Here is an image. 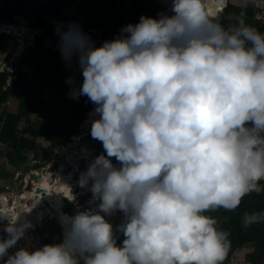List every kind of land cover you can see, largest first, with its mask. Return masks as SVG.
<instances>
[{"label":"clouds","instance_id":"1","mask_svg":"<svg viewBox=\"0 0 264 264\" xmlns=\"http://www.w3.org/2000/svg\"><path fill=\"white\" fill-rule=\"evenodd\" d=\"M152 1V17L128 22L99 47L82 29L81 6L70 18L78 24L48 27L54 28L58 41L50 43L65 66L77 65L83 77L79 87L74 78L66 79L69 99L87 97L94 108L85 115L92 140L79 139L70 182L79 180L99 203L94 210L54 219L61 242L37 246L35 236L27 238L30 243L21 239L27 225L14 226L12 204L16 198L23 203L22 193L6 196L3 187L0 201L9 204L8 215H0V264H223L226 259L229 233L205 213L234 211L245 196L264 192V33L243 19L229 28L219 23L242 14L250 5H239L242 0L222 1L236 14L218 20L212 0ZM35 24L34 41L48 29L41 31L44 22ZM73 141L52 153L58 158L65 152L62 160L69 162L66 148ZM51 159L44 160L45 167ZM79 160L85 161L81 170ZM62 168H47L49 175H42L59 183L53 173ZM22 178L15 173L14 180ZM116 211L123 214L116 228L124 237L119 244L105 219ZM42 215L50 217L49 211ZM257 222H264V210L245 213V228ZM25 229L29 237L37 227Z\"/></svg>","mask_w":264,"mask_h":264},{"label":"trees","instance_id":"2","mask_svg":"<svg viewBox=\"0 0 264 264\" xmlns=\"http://www.w3.org/2000/svg\"><path fill=\"white\" fill-rule=\"evenodd\" d=\"M151 1L152 0H120L119 5H117L114 0H85L83 5H79V7L81 6L80 11L85 16V28L82 27V29L87 34L86 27H92L95 18L101 17L103 20V39L112 40L128 22L129 24L138 23L142 15L152 17L153 1ZM71 2L72 0H48V3L42 8V13L57 15L63 7L69 5ZM30 3L33 4V0H30ZM24 5L23 0H0V23L16 24L17 21H15L13 17L25 15ZM39 14H36L37 21L35 25L42 26L43 21L40 20ZM235 14V8L232 5H227L224 14L219 18L233 17ZM241 19H243L245 24L264 33V24L254 19L253 5L251 4L235 19L220 20L219 23L225 28H229L238 24ZM66 21L71 20L66 19ZM45 35L52 40L58 41L57 36L54 34L53 27L46 29ZM0 38H2L1 35ZM44 49V45H38L36 49L29 51L26 56L19 61L16 66L17 69H15L13 73L5 72L6 74H0V94L4 90L6 77H10V89L13 94L23 92L22 85L28 76L29 70L32 71V76L39 82L40 89L55 88L56 86L60 88L59 91L56 92V102L53 105H48L40 94L32 95L33 98L27 103L29 106L28 110L19 111L15 114L5 113L3 117H1L0 144L11 147V153L14 155V158L9 154L6 155V157L8 162L15 168L23 166L25 162L24 152L28 150L33 151L37 140L42 139L44 143L50 144V149L45 150L47 151L45 152L46 154L52 152L55 147L61 146L60 144L69 142L76 135L75 127L83 120L84 115L88 111L87 104L84 105L82 102H76L72 105L65 102V99H68L69 93L68 90H64L65 80L70 77V74H65V79L60 80L58 84L55 82L56 78L45 75V66L51 63L49 56L51 52L45 53L46 49ZM60 62V60H57L52 63L53 67L60 65ZM10 89H7V91ZM5 93L7 92L5 91ZM12 93H10V95H12ZM22 101L24 102V100ZM0 102H2L1 96ZM52 111L61 114L62 117L53 120ZM28 113L34 114V119L23 127V133L29 137L27 140L23 137H18L16 129L20 119ZM53 143L58 144L54 146ZM261 186L264 187V181L261 182ZM2 189L3 187L0 185V191ZM252 196L254 198H264V192L259 194L253 192L245 196L239 207L234 211H226L221 208L205 213L217 220L218 228L229 233L228 238L231 242V246L225 260L230 258L233 250L252 245L255 248L254 253L247 256L245 264H264V222L254 223L247 228L243 225L245 213L264 210V206L261 202L254 205V210L248 209L244 199L251 198ZM48 228H51V226H48ZM46 231L49 230H43L39 233V240L42 246L61 242H57L56 235ZM114 236L117 237L118 244L124 239L122 234L118 232Z\"/></svg>","mask_w":264,"mask_h":264},{"label":"rangeland","instance_id":"3","mask_svg":"<svg viewBox=\"0 0 264 264\" xmlns=\"http://www.w3.org/2000/svg\"><path fill=\"white\" fill-rule=\"evenodd\" d=\"M114 1L115 3L118 2V5H119V0H114ZM234 1H238V0H234ZM23 2L25 4L24 5L25 15L24 16L19 15V16L13 17V19L17 21L16 24H1L0 23V35L2 36V38H0V74H6L5 73L6 69L8 71L11 70V72L15 71V69H17L16 66L20 61L19 60L20 57L24 53L27 54L28 49H31L32 47L37 48L38 45H44L46 49V50L44 49L45 53L50 52L48 49H51V51L57 50L55 54L53 53L49 54L51 63L45 66L46 68L44 72L45 75L56 78L55 82L56 84H58L60 80L65 79L64 77L65 74L67 75L70 74V77L74 78L75 80V86L79 87L83 80L80 70L76 69L75 66L73 65L71 68H67L65 66L59 54L58 48L52 46V43H50L52 40L51 39L49 40L46 37L45 33H41L42 36H38L36 41H34L31 38L32 35L37 32V28L33 30V25L36 23L35 21H37L36 14L40 13L39 16L41 15L43 11L42 8L48 3V0H33V4L30 3V0H23ZM238 4L244 5L245 2L239 1ZM124 7H127V6H124ZM70 22L77 23L76 21H70ZM64 24H67V23H64ZM4 25H7V26H4ZM83 25L85 26V23H83ZM6 28H9V29L7 30ZM1 29H6V30L3 32V30ZM102 29H103V20L101 17L95 18V22L93 23L92 27H88V26L86 27L87 34L92 39H96L99 42V44L95 43V46L97 47H99L101 43L103 42L102 41L103 39ZM92 31H94L96 37L92 36ZM57 60L61 61L60 65H58L57 67H53L52 63H54ZM22 87H23V92H17L16 94H13L10 89L11 88L10 87V77H6L4 90L0 94L2 98V102H0V119L1 117H3L5 113L15 114L19 111L28 110L29 106L27 105V103L33 98L32 95L34 96V95L40 94L43 100L48 105H51V104L53 105L56 102V95H57L56 92H58L60 89L57 86L55 88H48V89L41 88L40 89V84L37 81V79L32 76L31 70L28 71V76L26 77ZM69 88L70 86L65 83L64 90L66 89L69 92ZM7 89H10V90L7 91ZM5 91L7 93H5ZM10 93H12L13 96L10 95ZM22 100H24V102ZM65 102H67L69 105L76 103V101L69 99V96H68V99H65ZM78 102H82L84 105L87 104L88 106L87 110H90V111L92 110L91 108L93 104L90 101H88L87 97H80ZM54 112L55 111L51 112L53 120L59 117H62L61 114H58L57 112L54 113ZM87 117H88V114H87ZM33 119H34V114H30V113H28L27 115L23 116L20 119V121L17 124V129H16V133L18 137H23L27 140L29 139V137L23 133V127L29 122H32ZM86 121L87 119L83 118V120L75 127L76 135L71 140L82 139L84 136L92 140L90 136V127L89 125L86 124ZM53 144L54 146H57L58 143H53ZM48 149H50L49 143H44L42 139L37 140L35 142L33 151L28 150L24 152L25 162L23 166L15 168L8 162V159L6 157V155L9 154L14 158V155L11 153L12 151L11 147L0 144V185L4 187L5 189V186L7 184L8 185L11 184L12 178H14L15 173L19 171L23 173V176L24 175L26 176V179L30 178L32 172H35V171H39L40 173L45 174V171L48 165L45 167L46 161L44 160H50L53 156L51 155L50 152H48L47 154L45 153L47 152L45 150H48ZM98 149L99 150L103 149L101 142L99 143ZM66 162H67V158L63 159L62 164L65 165ZM34 164H37V165L34 166ZM60 168H61V165H59L56 168V170L59 171ZM53 174H56V173L54 172ZM75 187H78V186H75ZM21 191L23 192L24 189H21ZM25 191L27 193H29V191L30 192L33 191L32 185H31V189L27 187ZM90 201H92V194L89 190H87L85 194L83 192L81 196L75 197L73 203L70 205V208L67 207V210L65 212L72 216L79 211L92 210L89 204ZM244 202L245 204H247L249 210H254L255 208L254 205L258 202H261L262 205L264 206V198H254L252 196L251 198H245ZM68 208H69V211H68ZM116 213L117 215H116V218L114 219V222H113L114 224L108 220L107 216L105 217L106 221L113 226L114 235L117 232L116 231L117 225L120 224L123 220V214L119 211H116ZM28 223H30V221H28ZM48 226L50 225L49 224L47 226L43 225L42 228L39 227L40 229L37 228L35 232L32 231L31 233L37 235L38 231L39 232L43 231L47 229ZM47 230L49 231H46V232H51L53 235L57 236V242L62 240V231L58 226H51V228H48ZM27 233L28 231L26 232L25 235H27ZM26 237L28 238V236ZM21 239H23V236ZM38 243H40L41 245V241H38ZM35 248H38V247H35ZM254 250L255 248L252 245H247L243 247V249L240 251L233 250L231 252L230 258L225 260L223 264H228L227 262H230L231 264H245L246 256H249V254H253Z\"/></svg>","mask_w":264,"mask_h":264},{"label":"bare ground","instance_id":"4","mask_svg":"<svg viewBox=\"0 0 264 264\" xmlns=\"http://www.w3.org/2000/svg\"><path fill=\"white\" fill-rule=\"evenodd\" d=\"M222 1H224V0H212V2H213V4L215 5V12L216 13H218V16H217V19L221 16V15H223L224 14V12H225V10H226V6L227 5H229V4H227V3H225V2H222ZM243 2V1H242ZM225 4V5H224ZM222 5H224V6H222ZM217 9V10H216ZM209 11L210 12H212L213 10H212V8H209ZM7 30L9 29V28H6ZM6 29H1V30H3V31H5ZM22 36H23V34H22ZM93 111V110H92ZM91 111V112H92ZM90 112V113H91ZM93 119H95V118H98V117H92ZM86 124L87 125H89V127H90V117H89V114H88V117H87V121H86ZM61 168H62V166H61ZM83 172H85V171H83ZM36 175H38V174H36ZM48 175V174H47ZM56 176H58V174L56 173L55 174ZM44 176V175H43ZM37 183H40L41 182V180H42V178H41V176H40V174H39V176H37ZM78 181L79 180H77V181H74V182H69V183H67V182H62V181H59L60 182V184L58 183L57 184V186H56V188H52L51 189V187L50 186H48L47 185V182H48V178L46 177V179H45V182H43V185H40L39 187L41 188V189H46V190H48L49 192L46 194V199H45V201L47 202H50L51 203V209H45V211H49V216H50V218L51 219H57L59 222H60V216L61 215H68V216H71L70 214H68V213H65V211L67 210V207H68V205L66 206V204H70V203H73V201H74V199L73 198H75V197H77V196H74V194L72 193V191H73V187H75V186H78L79 188H80V190H81V192L80 193H83V191H87L88 190V188H81L80 186H79V183H78ZM67 186V187H65V186ZM89 188H90V184H89V186H88ZM84 194H85V192H84ZM22 195H23V197L25 198V200H27V199H29V197L30 196H34V193H30V194H28V193H26V192H24V193H22ZM3 195H1L0 197H2ZM39 198V197H38ZM39 200H41V199H38V201L37 202H35L34 203V205L35 206H37V203L39 202ZM70 201H72V202H70ZM62 203L65 205L64 207H62L61 208V205H62ZM99 202L98 201H96V202H92V201H90V206H91V209L92 210H94V209H96V207H97V204H98ZM1 204V203H0ZM45 204V203H44ZM24 205V204H23ZM1 207V206H0ZM23 207V206H22ZM19 209V208H18ZM60 209H63L62 210V212L63 213H65V214H63L61 211H60ZM3 212L5 213L4 215H3ZM101 215H103V213H100ZM0 215H3V216H7L8 215V211H7V209L6 208H1L0 209ZM116 215H117V213L115 212L114 214H112V215H110V216H107L108 217V220L111 222V223H113L114 222V219L116 218ZM17 218H18V216H17ZM16 219V218H15ZM43 219V218H42ZM36 220H38V221H40L41 220V218H37ZM25 221V220H24ZM23 220H17V221H15L14 222V224L16 223V222H18L19 224L20 223H24L25 225H27V221H25L24 222ZM31 224V223H30ZM29 224V225H30ZM24 239H26L27 240V238H24ZM27 242L28 243H30L28 240H27ZM29 250V249H28ZM31 250V249H30ZM29 250V251H30Z\"/></svg>","mask_w":264,"mask_h":264},{"label":"flooded vegetation","instance_id":"5","mask_svg":"<svg viewBox=\"0 0 264 264\" xmlns=\"http://www.w3.org/2000/svg\"><path fill=\"white\" fill-rule=\"evenodd\" d=\"M94 109V108H93ZM92 109V110H93ZM91 112V111H90ZM86 151L84 150V153H85ZM51 153V155H53L52 156V159L51 160H53L50 164L52 165V167H50L49 165V169L51 168V169H53V170H55L56 169V167H57V163H56V160H57V156H55V154H53L52 152H50ZM71 157L69 156L68 157V159H70ZM49 162V161H48ZM48 168V167H47ZM46 168V169H47ZM39 172V171H38ZM34 174L36 173V172H33ZM40 173V172H39ZM36 174H38V173H36ZM32 176V175H31ZM31 176H30V178H27L26 179V176L24 175V178H22V179H17V180H14V178H12V182H11V184L10 185H6L5 186V191H8V194H10V195H12L13 193H21L22 191H21V189H24V191L22 192V193H24V192H26L25 191V189L28 187V188H30L31 189V185H32V189H33V187H34V190L33 191H31V193H33L34 191H35V189L37 188V189H41L39 186L40 185H43V182H45V179H46V177L47 176H43L42 175V173H40V176H41V178H42V180H41V182L40 183H35V185L34 184H31V180H32V178H31ZM36 176H39V174L38 175H36ZM57 178H58V176H57ZM47 185L48 186H50V183H49V180H48V182H47ZM51 187V186H50ZM41 190H43L44 192H45V195H46V192L48 193L49 191L48 190H46V189H41ZM87 191L85 190V193H86ZM27 193V192H26ZM28 194H30V191H29V193ZM24 198V197H23ZM23 201V203H19L18 205H16L15 203H14V205L12 204V206H13V213H15L16 214V219H15V221H17L18 219L19 220H25V221H27V227H24V234H23V239L24 238H27L26 237V232H27V230L25 229V228H29V227H31V230H33V229H35L36 227L38 228V226L40 227V228H42L43 227V225H48L49 223H53V224H49L50 226H55V224H54V222H53V220L54 219H51L50 217H45L44 218V215H42V212H39V214H38V217L39 218H44L41 222L40 221H38V220H36L38 217H36V216H34L33 214H32V212H30V213H26V212H23L24 210H22L23 208H29L31 205L32 206H35L34 205V201H33V196H30L29 197V199H27V200H25V198H24V200H22ZM46 201H45V199H41V200H39V202L37 203V206L39 205V206H43L44 207V203H45ZM70 202H72V201H70ZM24 204V205H23ZM85 205V204H84ZM23 206V207H22ZM65 205L62 203V205H61V208L62 207H64ZM19 208V209H18ZM62 210L63 209H60V211L62 212ZM63 213V212H62ZM66 213V212H65ZM65 213H63V214H65ZM5 213L3 212V215H4ZM66 215V214H65ZM17 216H18V218H17ZM33 219H35L36 221H34ZM24 221V222H25ZM28 221H30V223H28ZM44 222H46V223H44ZM17 223V224H16ZM15 224H14V226L15 227H23V226H25V224L24 223H18V222H16ZM30 224V225H29ZM38 225V226H35L34 227V225ZM48 229V228H47ZM47 229H45V230H47ZM40 232H42V231H40ZM39 231H38V234L36 235V234H29L30 236L28 237L29 238V240H33L34 241V236L37 238V242H34V244L35 245H37V246H42V243H41V245H40V243H38V241H40L39 240V233H40ZM17 244V243H16ZM33 247V245L31 244V245H29V247H28V249H31Z\"/></svg>","mask_w":264,"mask_h":264},{"label":"water","instance_id":"6","mask_svg":"<svg viewBox=\"0 0 264 264\" xmlns=\"http://www.w3.org/2000/svg\"><path fill=\"white\" fill-rule=\"evenodd\" d=\"M169 3V2H168ZM228 4V3H227ZM213 10V9H212ZM215 10V9H214ZM217 10V9H216ZM75 67H77V65H75ZM85 119H86V117H85ZM79 139H75L74 141H73V144L74 145H70V146H68L67 148H66V151L69 153L68 154V156H70L71 158L70 159H68L69 160V162L67 161L66 163H65V165H64V167L61 169V171L58 173V180L59 181H62V182H67V183H69L70 182V179L71 178H69V175H70V172H72V167H71V165H70V163H73V164H75V163H77L76 162V159H77V157H76V155L74 154V152L76 151V150H80L79 149ZM96 143H98V142H96ZM58 151H61V150H58ZM101 154V152H99V151H94V155H96V156H98V155H100ZM66 155V153L65 152H61V154H60V156H58V158H57V160H56V162L59 164V165H62V158L64 157ZM94 160V158L93 159H91V160H89L87 163H88V165L92 162ZM85 165V161L84 160H79V162H78V166H77V170H81V168H82V166H84ZM73 176L74 177H78V176H80V174H79V172H74L73 173ZM36 178V177H35ZM36 180H38L37 178H36ZM48 180H49V183L51 182V178L50 177H48ZM60 183V182H59ZM57 182H53L52 184H51V189L52 188H56V186H57ZM81 192V190H80V188L79 187H75V188H73V191H72V193L74 194V196H81V194L82 193H80ZM83 192H85V191H83ZM34 193V196H33V201H34V203L35 202H37L38 201V199H46V195H45V192L43 191V190H41V189H35V191L33 192ZM3 195H9L7 192H4V194ZM18 195V194H17ZM16 195V197H18ZM39 197V198H38ZM16 200H17V198H16ZM15 200V204L16 205H18L19 203V200L18 201H16ZM0 203H1V205L3 206V207H8V204L9 203H7L5 200H2V201H0ZM68 205V207L70 206V204H66V206ZM50 206H51V204L49 203V202H45V204H44V207L43 206H35L36 208H35V210L34 211H32V214L34 215V216H36L37 215V212H42V214L45 212V209L46 208H48V209H50Z\"/></svg>","mask_w":264,"mask_h":264},{"label":"built area","instance_id":"7","mask_svg":"<svg viewBox=\"0 0 264 264\" xmlns=\"http://www.w3.org/2000/svg\"><path fill=\"white\" fill-rule=\"evenodd\" d=\"M245 2L244 7L248 4L253 5L255 19H263L264 20V0H242ZM83 0H72V2L68 5L63 7L60 12L55 16H51L49 14L41 15V18L44 22L43 28L41 29L42 32L45 31L50 25L54 24L53 22L60 23L65 22L66 19L75 18V9L82 4Z\"/></svg>","mask_w":264,"mask_h":264},{"label":"crops","instance_id":"8","mask_svg":"<svg viewBox=\"0 0 264 264\" xmlns=\"http://www.w3.org/2000/svg\"><path fill=\"white\" fill-rule=\"evenodd\" d=\"M95 22V21H94ZM51 204V203H50ZM58 219V218H57Z\"/></svg>","mask_w":264,"mask_h":264}]
</instances>
